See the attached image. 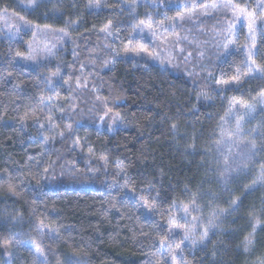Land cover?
Listing matches in <instances>:
<instances>
[{
	"label": "trees",
	"instance_id": "1",
	"mask_svg": "<svg viewBox=\"0 0 264 264\" xmlns=\"http://www.w3.org/2000/svg\"><path fill=\"white\" fill-rule=\"evenodd\" d=\"M183 1L0 0L69 34L0 38V264H264V38L192 16L150 59Z\"/></svg>",
	"mask_w": 264,
	"mask_h": 264
},
{
	"label": "rangeland",
	"instance_id": "2",
	"mask_svg": "<svg viewBox=\"0 0 264 264\" xmlns=\"http://www.w3.org/2000/svg\"><path fill=\"white\" fill-rule=\"evenodd\" d=\"M176 3L180 4L179 1ZM182 6L184 7L183 11L167 22L164 28H162V24H158L159 26L154 28L146 26L143 29H137L134 33V37L138 38L139 46H149L151 51L146 56L150 59L160 60L163 65L170 63L174 44V29L180 21L192 16L227 13L231 18V33L226 47H231L235 43L240 28L246 32V43L242 45V49H245L248 36H252L253 39L256 35L264 38V0H243L242 2H238V0H185ZM253 20L255 23L250 31L249 24ZM27 34L30 37L27 40L28 50L25 54L18 56V60L33 66L55 59L58 50L62 49L69 41V34L61 28L36 25L13 12H2L0 38L12 37L19 40L25 38ZM233 49H235V45ZM246 57L248 58L247 53ZM55 78H58L56 73L48 77L47 87L51 90L57 84ZM262 105H264V99H262ZM189 232L186 229V233Z\"/></svg>",
	"mask_w": 264,
	"mask_h": 264
},
{
	"label": "snow or ice",
	"instance_id": "3",
	"mask_svg": "<svg viewBox=\"0 0 264 264\" xmlns=\"http://www.w3.org/2000/svg\"><path fill=\"white\" fill-rule=\"evenodd\" d=\"M258 7H260V5H258ZM255 21L253 20L250 24H249V28H250V31L252 29V26L254 25ZM109 25H106L105 28H107ZM139 54V52L137 53ZM105 115H107V113H105ZM104 117H101V119H103ZM258 223V222H257ZM247 243H251L250 240L247 241Z\"/></svg>",
	"mask_w": 264,
	"mask_h": 264
}]
</instances>
